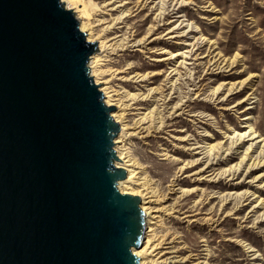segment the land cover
Listing matches in <instances>:
<instances>
[{
  "label": "water",
  "instance_id": "water-1",
  "mask_svg": "<svg viewBox=\"0 0 264 264\" xmlns=\"http://www.w3.org/2000/svg\"><path fill=\"white\" fill-rule=\"evenodd\" d=\"M95 43L63 0H0V264H140Z\"/></svg>",
  "mask_w": 264,
  "mask_h": 264
},
{
  "label": "rangeland",
  "instance_id": "rangeland-1",
  "mask_svg": "<svg viewBox=\"0 0 264 264\" xmlns=\"http://www.w3.org/2000/svg\"><path fill=\"white\" fill-rule=\"evenodd\" d=\"M87 1L98 5L95 16L111 20L122 14L119 10L104 8V0ZM125 1L127 6L123 12L127 14L116 28H110L107 35L121 34L123 39L141 38L148 42L156 37L147 44L143 42L142 45H147L145 48L114 50L106 60L104 69L109 72L108 76L112 77L114 70H125L128 75L147 74L144 81L133 77L123 80L120 75H114L113 83L120 84L127 92H137L143 85L144 89L155 88L157 98L171 92L167 81L173 63L161 58L180 48L174 38L165 36L169 22L175 21L176 14L182 13L186 21L198 27L202 36L194 47L192 59H187L190 64L186 63L185 68L179 66L181 74L175 77V89L169 101L171 106L187 99L184 110L188 112L165 121L160 130L152 128L145 136H134L129 146L158 194L168 196V202L176 209L175 214L165 215L158 231L172 239L173 242L168 244H172L176 258L181 260L191 254L193 257L198 255L206 264H264V216H260L264 209L252 211L251 195L247 192L255 191L264 198V188L249 182L256 172L249 177L239 174L234 178L229 175L209 178L205 173L202 174L204 179H198L193 172L205 166V161L180 171L182 165L195 157L187 148L190 144L181 140L183 137H189L190 142L208 141L219 148L221 144H230L226 133L240 132L246 123L264 134V0H177L179 3L175 4L172 0H164L163 13H159L156 4L145 0ZM214 61L217 66H222L212 65ZM234 82L235 86L229 91V83ZM222 83L227 84L223 93H230L226 96L228 100L220 102L212 96L214 89ZM237 84L240 87H236ZM241 99L245 100L239 108H233L232 105ZM156 102L160 113L168 115L169 108ZM140 105L151 107L153 103L147 99ZM132 110L130 123L136 119V108ZM245 116H251L249 121ZM242 154L243 151L234 154L229 161H221L215 166L235 164ZM173 180L185 190L170 194L168 189ZM249 248L257 253L256 261ZM182 262L174 264L191 263L189 260Z\"/></svg>",
  "mask_w": 264,
  "mask_h": 264
},
{
  "label": "bare ground",
  "instance_id": "bare-ground-1",
  "mask_svg": "<svg viewBox=\"0 0 264 264\" xmlns=\"http://www.w3.org/2000/svg\"><path fill=\"white\" fill-rule=\"evenodd\" d=\"M63 1L67 8H72V10L75 12L76 17L80 21V28L87 33V39L89 41L96 42V49L89 59L90 73L94 75L93 77L96 83H101L99 84V88L103 91L105 103L107 105H114L112 116L114 120L117 121L120 125V129L118 130V133L114 138V142L119 141V143H114V148L116 150L117 156L123 161L117 159L115 163L118 167H122L126 170V177L119 182V188L125 193L128 192L130 194L139 195L141 199L140 206L145 212V228L143 232L142 242L139 247H133V252L137 256H140V264H174L176 263V261L186 262L187 260L191 261V263L189 262L190 264H206V261L204 262L198 255L193 257L190 254L188 257L184 256L185 258H182V260L181 258H176V249H172V244L170 246L168 244L170 241H172V239L169 240L170 238L168 237V235L162 234L158 231L162 223H164L163 219H165V215L174 213L176 209L168 202V196H165L163 194L162 196L161 194H158L156 188L151 184L149 178L144 175V168L142 164L134 156H132L129 147L134 136H145L151 131L152 128L160 130L165 126V121H171L175 116L181 115L185 111L184 107L186 105L187 99H181V101L179 102L172 103L173 105L171 106L169 101L172 100V92L174 93L175 77L180 73L179 66L182 65V67H184L186 66V63L190 64L187 59H190L191 56L193 57L194 47L199 44L200 39L202 38L201 34H199L198 27L195 24L186 21V19L183 17V14L180 12H177L178 14H176V16L174 15L176 17L175 21L173 22L172 20L171 22H169L170 25L167 26L165 36L167 35V38H174L176 40L175 42L180 45L178 51L172 52L170 55H166L161 58L169 59V62L173 63L169 68L170 71L168 74L167 82L169 84V88H171V92L168 93V95L165 94L157 98L156 89L153 87H145L144 89L143 84V88H140L137 92L130 93L127 92L122 86H119V83V85H115L113 83V76L120 75L119 78L123 80L133 77L137 81H144L147 79V74L134 73L128 75V72H125V70H114V72L111 73L112 77L108 76L107 74H109V72L104 69L106 60L108 61V57L114 50L123 49L126 47H133L137 49L139 47L145 48L147 46L145 44L151 42L156 37H153L148 42L140 40L141 38L139 40L133 41L131 39H128V37L127 39H123L121 34H116L112 37L107 35L111 30L110 28H116L118 23L122 21V17L127 14V12H123L124 8L127 6V1L125 0H104V8L106 7L107 9L111 10H119L122 13L114 16L111 20L107 19L106 17L95 16L94 10L98 7L96 3L90 4L87 0ZM163 1L164 0H145V2L156 4L158 6V9H160L159 13H163ZM177 2L179 3V1L177 0H172V4H175ZM106 11L107 10L103 9V12L108 13ZM101 25L103 26L99 30H97ZM152 30L151 34H153ZM151 34L149 36H151ZM122 40L124 42L120 43V41ZM143 42L145 44L142 45ZM212 65L216 67L222 66H217L216 61L212 62ZM226 83H222V85H218V87L214 89L212 98L217 99V101L220 102L229 99L226 96L230 92L225 94L223 93L228 84ZM229 84L230 85L228 90L230 91V88L232 89L236 83L234 82ZM236 87L240 86H238L237 84ZM147 99L151 100L153 105L151 107L141 106L140 102ZM244 100L245 99H241L235 104L232 103L233 108L238 109L240 104ZM156 101L161 102L160 104H162L164 107L169 108L167 113L168 115L164 116L160 113ZM135 108L136 110L134 113L136 114V119L135 121L130 123L129 114L131 111H133L132 109ZM250 117L251 116H245V118L248 119L246 121H249ZM204 131L206 130L204 129ZM226 135L230 144L228 146L221 144L219 148L208 141L199 140L190 142L188 141L189 137L188 139L186 137L181 138V140L187 141V143L190 144H188L189 147L187 148L190 150V153L194 154L195 157L182 165L180 167V171H185L191 165H194L200 161H205V166L197 170L195 169L196 171L193 172V174L197 175L196 178L198 177V179H204V176L202 174L205 173L209 176V178H213L218 175H229L228 177L234 178L237 175L239 176V174H243L245 177H249L253 172H256L251 176L252 178L249 180V182L256 185L258 188H264V134L256 131L251 124L246 123L244 130L235 132L232 135H228L226 133ZM242 147L244 148L242 149ZM242 151V158L239 162L226 167L215 166L221 161H229L234 154ZM168 190L171 194L177 192L180 193L185 189L178 184L177 180H173L170 183ZM247 192L249 195H251L252 211L257 212L259 211V209H264V198L259 197V194L255 191L250 190ZM260 216H264V210L261 212ZM249 251L252 252V258L254 259V261H256L258 259L257 253L253 248H249Z\"/></svg>",
  "mask_w": 264,
  "mask_h": 264
}]
</instances>
